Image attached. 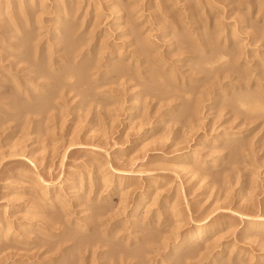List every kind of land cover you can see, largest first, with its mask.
I'll return each instance as SVG.
<instances>
[{
    "label": "rangeland",
    "instance_id": "rangeland-1",
    "mask_svg": "<svg viewBox=\"0 0 264 264\" xmlns=\"http://www.w3.org/2000/svg\"><path fill=\"white\" fill-rule=\"evenodd\" d=\"M23 1L25 0H0V4L9 2L11 8L6 10V13L10 10L16 13L19 7L25 8ZM41 1L36 0V6L37 3L46 6L45 11H41L38 6L39 8L37 7L30 15L31 18L28 17L30 25L26 26V22H23L22 24L25 25L21 28L11 29L7 22L3 26L0 23V78L2 77L0 84L1 82L3 84L0 85V217L4 225L10 229L7 233L15 239L7 241L4 239L7 231L5 227L2 238L0 237V247L11 245L6 252L19 254L12 263L262 264L264 233H250L248 222L249 219H260V216L264 218L262 216L264 215V120L261 117L262 119L260 118L255 124L247 125V128L242 124V127L238 125V119L232 120L234 115L230 114L232 110H237V106L235 104L233 106L231 102L236 94L232 89L240 85L238 82L242 79L231 77V81L234 79L232 83L228 81L229 78L222 80L223 77L231 74L227 72L232 68L229 63H224L223 66H220V63L214 64L212 70L202 65H205L204 60H209L216 53L224 51L222 42L227 38L228 43L237 41V44H241L242 49L244 48L243 52L245 51L246 56L248 54L249 69L251 72L254 69L252 77L251 75L248 77V79L251 77L250 82L257 77H260V80L264 77V0H58V4L66 1L73 4L72 16L69 13L67 19L59 21V24H56L58 21L54 19V8L57 4L55 0ZM119 9L125 11L120 20L116 21V12ZM19 19L27 20L22 16ZM64 23L75 24V33L70 35L75 43L71 38L69 39L72 45H78L81 41L83 44L88 41L91 45L97 42L88 57L93 60L101 59L99 60L101 71L104 70L106 56L111 50L116 55L120 54L117 58L120 57L121 65L124 62L122 67L126 68V77L110 83L109 81L113 80L111 68H108V71H111L103 78L96 73L95 75L90 73L92 76L84 73L82 77L85 75L83 79L86 84L83 82L84 86L80 84L79 87L77 84V87L80 88L81 93L83 90L85 93L89 92L88 96L87 94L82 96L76 92L77 90L74 92L61 90V87L55 88V83L53 84L55 80L51 82L52 78L51 80L38 78L37 84L35 81L24 82V78L34 77L33 70H39L34 66L37 65L38 58L40 61L42 59L44 64L41 65V61L37 67L44 66L48 74L53 68L58 70L63 67L64 70L59 69L57 73V75L60 73V76L64 71L66 72L63 75L72 69V64L68 65V68L60 60L62 56L66 57V49H68V40L64 38L66 30ZM5 29L10 32L6 34ZM26 31L30 34L32 32L31 49L21 45L19 33L27 34ZM184 35H187L186 37L193 43L197 41L200 45H205L203 54L198 52L195 54L192 51L194 55L189 51L186 52L181 42V37L184 38ZM147 41L149 45L155 46L147 47ZM148 48H153L154 53L157 54L154 56L152 55L154 53L149 54ZM142 49L146 55L143 54L144 52L141 53ZM18 50L28 53L24 54L28 57V61L17 54ZM209 54L212 55L211 58L207 56ZM149 56H157L161 62L166 60L167 64L160 67V70L161 68L163 70L158 71L162 72L165 78L167 77L165 80L173 90L170 94L177 97L171 103L175 104L169 113L172 115L166 116L165 119L162 115L166 114L167 107L163 105L168 100L165 101L160 93L164 85L157 84L159 81L150 71L155 70V66L149 63ZM89 58L86 56L84 59L88 61ZM117 58L113 64L119 61ZM79 60L78 58L77 61ZM77 66L74 68L82 69V65ZM199 66L201 70L197 69ZM219 67L222 69L219 70ZM237 67L239 66L234 65L233 70L235 71ZM45 69L42 67V70ZM172 75L176 80L174 78L170 80ZM12 76H15V79ZM153 77L156 78L154 82ZM96 78H100L102 84L107 81L108 83L100 87L102 84L99 85ZM12 79L22 81L20 92L27 90L28 95L32 94L35 99H38L42 92L45 95H41L39 99L50 97L52 106L50 103L51 108L46 111L48 113L27 112V108L31 105L25 102L15 104L14 107L5 106L10 92L14 91V95L17 94ZM92 79H95L94 84L91 82ZM6 80L11 81L12 84L7 83ZM87 81L88 84L92 83L88 91ZM260 82L264 85V79ZM244 83L245 81L242 80L241 85ZM220 86L229 87L227 92L225 91L227 97H222L221 101L216 99V92ZM253 87L250 90L256 92ZM212 88L215 93L211 91L210 95L208 92ZM262 89L264 90L263 87L256 90L262 91ZM189 90H192L189 103L196 101L199 115L196 114L192 120L182 121L178 118L188 100V97L184 98V94ZM135 94H138L137 98L133 97ZM19 97L17 98L16 95L15 99L22 101V97ZM2 98L7 101H3ZM134 99L140 100L137 104L140 108L131 111ZM228 110L231 112L229 113ZM157 122H159L158 126L155 127ZM217 137V144H213V139ZM130 146H134V149L129 150ZM188 155L192 156V160L184 163ZM115 171L122 172L121 181H118L116 175L118 176L119 173ZM39 177L41 183L55 182L49 187L50 192L46 196L41 194L44 189L42 191L40 185L36 184L35 178ZM99 177H104L105 181L101 183ZM80 180L83 188L77 191L71 189ZM154 180L157 185H154ZM118 183L121 187L117 188L115 185ZM149 185L152 187L151 192L154 193L147 202L148 207L143 209L139 217H134L132 220L129 214L135 207L137 198ZM122 189L125 192L123 194ZM54 195L60 196V201L51 205L49 201L42 200L46 197L53 199ZM151 205L155 206L151 207ZM172 205L175 206V214L178 211V214H181L177 216L178 220L175 214L173 217V213L168 217L164 216L165 208ZM98 206L107 207L103 211L104 214L103 212L99 214L101 207L97 210ZM57 214L62 218L61 223L59 221L56 224L54 216ZM186 215L188 218L185 217ZM168 218L171 221L167 223L164 219L168 220ZM131 220L135 224L131 223ZM177 221L180 226L184 225L182 229L212 221H218L220 228L215 235H212L213 238L206 237L199 245L190 246L172 255L169 245L160 246L159 243L164 237L169 236ZM168 225L171 228L167 227ZM133 237H138V240L132 241ZM153 238H158V241L150 245L152 249L149 247L148 250H140V257L133 253L143 248L142 242ZM218 245L222 248L219 253L216 249ZM3 257L0 255V264H4Z\"/></svg>",
    "mask_w": 264,
    "mask_h": 264
},
{
    "label": "bare ground",
    "instance_id": "bare-ground-1",
    "mask_svg": "<svg viewBox=\"0 0 264 264\" xmlns=\"http://www.w3.org/2000/svg\"><path fill=\"white\" fill-rule=\"evenodd\" d=\"M8 1H11V0H8ZM43 1V0H42ZM41 1V2H42ZM57 1L58 0H55V3H57ZM247 1V0H246ZM259 1V0H258ZM61 2V1H60ZM69 2V1H68ZM67 1L66 2H64V3H60V4H56L55 5V8H54V15H55V17H54V19L56 20V21H58V23L56 22V24H59V21L61 22V21H64V19H67L66 17H68L67 15H69V13L71 14L70 16H72V12H71V9L73 8V4H72V2L70 3H68ZM249 2V1H248ZM40 4V3H39ZM38 3H37V5L40 7H38V6H36V0H25V1H23V5H25L24 7L25 8H21V7H19L18 8V11L16 10V9H14V10H16L17 12L15 13V11H9V12H7L6 13V10H9V8H11V7H9V2H5L4 4H0V23L2 24V26L5 24V22H7V24L8 25H10V26H8V27H10L11 29H16L17 27L18 28H21V26H24L25 24H26V26L27 25H30V22H29V18H31V16L30 15H32L34 12H35V10L37 9V7L41 10V11H45V7L46 6H44V5H39ZM247 4V3H246ZM249 4V3H248ZM261 4V3H260ZM33 5V6H32ZM96 5V4H95ZM10 6H12V5H10ZM33 8H32V7ZM87 6H89V5H87ZM113 6V5H112ZM136 6H137V4H136ZM13 7V6H12ZM29 7H31L30 9H28ZM78 7H80V6H78ZM130 7V6H129ZM139 7H141V6H139ZM77 8V7H76ZM111 8V7H110ZM113 8H115V7H113ZM112 8V9H113ZM119 8V7H118ZM259 8H261V7H259ZM147 9V8H146ZM149 9V8H148ZM77 10V9H76ZM114 10V9H113ZM116 10V9H115ZM129 10V9H128ZM142 10V9H141ZM262 10V9H261ZM81 11V10H80ZM79 11V12H80ZM98 11V10H97ZM125 11V10H124ZM124 11H122V10H117V12H116V17H115V19H116V21H119L120 20V18L123 16V12ZM135 12V11H134ZM43 13V12H42ZM135 13H137V12H135ZM135 13H133V14H135ZM140 13V12H139ZM142 13V12H141ZM158 13V12H157ZM165 13V12H164ZM19 14H21L20 16H22V18H24V19H27L26 21H24L23 19L22 20H20L19 19V17L20 16H18ZM94 14V13H93ZM97 14V13H96ZM98 15V14H97ZM156 15V14H155ZM135 16V15H134ZM134 16H132V17H134ZM139 16V15H138ZM29 17V18H28ZM33 17V16H32ZM155 17V16H154ZM161 17V16H160ZM71 18V17H70ZM73 18V17H72ZM95 18V17H94ZM126 18V17H125ZM124 18V19H125ZM155 18H157V16L155 17ZM156 20V19H155ZM66 21H68V20H66ZM69 21H70V19H69ZM74 21V20H73ZM136 21V20H135ZM25 23L24 25L22 24V23ZM52 22V21H51ZM54 22V23H55ZM96 22V21H95ZM70 23V22H69ZM135 23V22H134ZM6 24V25H7ZM77 24V23H76ZM93 24V23H92ZM64 27H65V40L67 41L68 40V42H67V44H68V49H66L67 50V53L65 54V58H64V56H62V58H63V60H62V58L60 59L62 62H63V64H64V66L66 67H68L69 68V66L68 65H71V66H73L72 67V69H69V71H67L68 73H66L65 75H63L64 74V72H66V71H64L63 72V74H62V76H60L61 74L59 73V75H57V73L60 71L59 69H61V68H58V70L57 69H54L53 67V73L51 74H48L49 72L45 69V67L44 66H42L44 69H45V71L44 70H42V67L41 66H38L37 67V65H40L39 63L42 61V59H41V61H40V59L38 58V60L36 61V64L37 65H35L34 64V66H36V69L37 68H39V70H33V74H34V77H30V78H24L23 80H24V82H34L35 81V83L37 84V82H38V78L39 79H48V78H50V80H51V78H52V80H51V82L53 81V80H55V82H53V84L55 83V88H62L61 90H64V89H67V90H69V91H74L75 92V90H77L76 92L78 93L79 92V94H82V96L83 95H85L86 96V94H87V96H88V94H89V92H87V93H85L84 91L85 90H83V93H81L80 92V84H83V86L86 84L85 83V79H83L84 77H85V75L82 77V74H84V73H91V74H94L95 75V73L96 74H99L100 75V78H103V76H105V75H107L108 73H110V71L111 70H109L108 71V68H111L112 69V75H113V77H112V81H109L110 83H112V82H117L118 80H120V79H122L123 77H126V68H123L122 67V65L124 64V62H123V64L121 65L120 63H122L119 59H120V57H119V59L117 58L118 56H120V54L119 55H116V53L114 52V51H112L111 50V52L110 53H108L107 54V59H106V61H105V64H104V70L103 71H101L102 69H101V67L99 66V60H101V59H97V60H93L92 58H89L88 56H89V54H90V52L92 51V48H93V45H97L96 43L97 42H95V43H93L92 45L87 41H85L86 42V44L87 43H89V45H86V44H83V42L81 41L78 45H72V42L70 41L69 42V39L71 38L70 37V35L73 33H75L74 32V25L75 24H68V23H64ZM96 25V24H95ZM94 25V26H95ZM92 26V25H91ZM1 27V26H0ZM7 27V28H8ZM28 27H30V26H28ZM31 27H32V25H31ZM63 27V28H64ZM139 27V26H138ZM5 28V27H4ZM9 28V29H10ZM58 28V27H57ZM10 29V30H11ZM29 29V28H28ZM6 30V29H5ZM27 30V29H26ZM130 30V29H129ZM62 31V30H61ZM219 31V30H218ZM4 32H6V34L8 33V32H10V31H8L7 32V30L6 31H4ZM27 32V34H23V33H19V35H20V38H21V45H23V47L25 46L26 48L27 47H29L30 48V46H31V41H33L32 40V36H31V34H32V32H31V34L29 33L30 32V30H29V32L28 31H26ZM26 32H24V33H26ZM141 32V31H140ZM223 32V31H222ZM17 32H15V34H16ZM126 33V32H125ZM187 33V32H186ZM4 34V33H3ZM63 34V33H62ZM223 34V33H222ZM57 35V34H56ZM76 35V34H75ZM220 35H221V33H220ZM220 35H219V37H220ZM258 35V34H257ZM9 36H11V35H9ZM73 36V35H72ZM187 35H184V38L183 37H181L182 38V40H181V42H183V44L182 45H184V47H185V50H186V52H188L189 51V53H192V54H194L193 52H195V54H196V52H198V54H203V46H205V45H200V43H198L197 41H194V43L188 38V37H186ZM191 36V35H190ZM260 36V35H259ZM12 37V36H11ZM212 37V36H211ZM225 37V36H224ZM230 37H231V35H230ZM234 37V36H233ZM8 38V37H7ZM55 38V37H54ZM94 38V37H93ZM98 38V37H97ZM190 38H192V37H190ZM194 38V37H193ZM10 39V38H9ZM8 39V40H9ZM62 39V38H61ZM90 39V38H89ZM146 39V38H145ZM211 39V38H210ZM217 39V38H216ZM252 39V38H251ZM256 39V38H255ZM63 40V39H62ZM71 40L72 41H74L72 38H71ZM142 40V39H141ZM170 40V39H169ZM196 40V39H195ZM224 40V39H223ZM79 41V40H78ZM91 41V40H90ZM149 41V40H148ZM147 41V42H148ZM172 41V40H171ZM200 41H202L201 39H200ZM216 41V40H215ZM257 41V40H256ZM259 41V40H258ZM5 43H6V41H4ZM102 42H103V40H102ZM196 42V43H195ZM213 42V41H212ZM224 42V43H223ZM222 42V46H223V49H224V51L223 52H218V54L216 53L212 58L210 57V56H212V55H207V56H209L211 59H209V60H207L206 59V61L202 58V60H204V62H205V65L203 64L202 66H206V68L208 67L209 68V70H212V67H213V65L214 64H217V63H220L219 65L221 66H223V64L224 63H229L230 65L229 66H231L232 68H229V70L227 71V72H230L231 74H229L228 76H225V77H221L222 78V80H225V79H228V81L230 80H232L231 79V77H233L234 78V76H235V78L234 79H242V80H244L245 81V83L243 84V85H241V82H242V80H241V82L239 81L238 82V84L240 83V85H236V86H234L233 87V92L234 93H236V94H234L235 95V97L233 98V101H231L232 102V105L234 106V104L237 106V110H232V112L231 111H229V113L231 112V114L230 115H234V118L232 119V120H239V124L238 125H240L241 127H242V125H244L245 126V128H247V125H250V124H252V123H254L255 124V122H257L261 117L263 118V120H264V90L262 89V91H258V90H256L257 88L259 89V88H261V87H263L264 88V85L260 82L262 79H264V77H262V79L260 80V77H257V79L256 80H253L252 82H250V78L252 77V72L254 71V69H252V72H251V70L249 69L250 67L248 66L249 65V63L247 62V56H248V54H247V56H246V54L243 52V49H242V47H241V44H237L238 42L237 41H234V43L232 42V44L231 43H228V40H227V38H226V40H224ZM71 43V44H70ZM74 43H75V41H74ZM209 43V42H208ZM211 43V42H210ZM242 43V42H241ZM256 43V42H255ZM258 43V42H257ZM256 43V44H257ZM105 44V43H104ZM144 44V43H143ZM147 44V43H146ZM151 44V43H150ZM175 44V43H174ZM173 44V45H174ZM180 44V43H179ZM219 44V43H218ZM253 44H254V42H253ZM252 44V45H253ZM264 44V43H263ZM21 45H19V46H21ZM69 45H70V47H69ZM102 45V44H101ZM154 44H152V46H153ZM172 45V44H171ZM213 45V44H212ZM215 45V44H214ZM248 45V44H247ZM262 45V44H261ZM36 46V45H35ZM143 46V45H142ZM152 47L151 45H149V42H148V45H147V47ZM155 46V45H154ZM243 46V45H242ZM250 46V45H249ZM254 46V45H253ZM257 46V45H256ZM264 46V45H263ZM262 46V47H263ZM15 47V46H14ZM66 47V48H67ZM99 47H100V45H99ZM146 47V46H145ZM157 47V46H156ZM182 47V46H181ZM207 47V46H206ZM209 47V46H208ZM221 47V46H220ZM2 48V47H1ZM22 48V47H21ZM20 48V49H21ZM34 48H36V47H34ZM101 48V47H100ZM158 48V47H157ZM170 48V47H169ZM259 48H261V47H259ZM28 49V48H27ZM31 49V48H30ZM29 49V50H30ZM102 49V48H101ZM112 49H114V48H112ZM141 49V48H140ZM145 49V51H146V53H148L147 52V50H146V48H144ZM148 49H150V48H148ZM152 49V50H151ZM150 50H148L150 53L149 54H151V53H154V49L153 48H151ZM257 49V48H256ZM2 50H4V49H2ZM94 50V49H93ZM109 50V49H108ZM115 50V49H114ZM133 50H135V49H133ZM132 50V51H133ZM156 50V49H155ZM10 51V50H9ZM26 51V50H25ZM99 51H100V49H99ZM131 51V52H132ZM138 51V50H137ZM145 51H143V49L141 50V53L142 52H144L143 54H145ZM191 51V52H190ZM193 51V52H192ZM220 51V50H219ZM222 51V50H221ZM247 51V50H246ZM1 52V51H0ZM17 52V54L20 56V57H23L24 59H27L28 57L26 56L28 53L27 52H22L21 50H18V51H16ZM15 52V53H16ZM29 52V51H28ZM31 52H33V51H31ZM117 52V51H116ZM174 52V51H173ZM209 52V51H208ZM213 52H215V51H213ZM14 53V52H13ZM21 53V54H20ZM106 53V52H105ZM139 53H140V50H139ZM159 53V52H158ZM168 53V52H167ZM249 53V52H248ZM251 53H253V52H251ZM256 53V52H255ZM4 54V53H3ZM24 54H26L25 56H24ZM122 54V53H121ZM138 54V53H137ZM155 54H157V52L156 53H154V54H152L153 56L155 55ZM166 54V53H165ZM169 54V53H168ZM188 54V53H187ZM194 54V55H195ZM260 54V53H259ZM10 55V54H9ZM17 55V56H18ZM94 55V54H93ZM116 55V56H115ZM146 55V54H145ZM164 55V54H163ZM6 56H7V54H6ZM34 56V55H33ZM32 56V57H33ZM83 56V57H82ZM87 56V58H89V60L87 61V60H85L84 58ZM115 56V57H114ZM159 56H160V54H159ZM158 56V57H159ZM206 56V57H207ZM30 57V56H29ZM93 57V56H92ZM137 57V56H136ZM163 57V56H162ZM198 57V56H197ZM260 57V56H259ZM19 58V57H18ZM23 58H21V59H23ZM78 58L80 59L79 61H77L78 60ZM118 59L117 61L118 62H116L115 64H113V61L115 60V59ZM139 58V57H138ZM149 60H150V62L149 63H151V65L153 64L154 66H155V70H150L151 72H152V74L157 78V81H159V82H157V84L158 83H160L162 86L164 85V88L161 90V96H162V98H164V100L165 101H167V102H165L164 100H163V102H165L166 104L165 105H163L164 107L166 106L167 108V110L165 109V111H166V114L165 115H162L163 117H164V119H165V117L167 116L168 117V115H169V113L172 111V109L174 108V105L173 104H171V103H173L172 101H175V99H177V97L175 98V96H173V94L171 95L170 93H171V91H173V90H171L172 88L169 86V84H167L168 82H166L167 80H165V79H167V77L165 78L163 75V73L162 72H159V71H161V70H163L162 68H161V70H160V67H162L163 65L165 66V59H164V62L162 61H160V58H158L157 59V56L156 57H151V56H149ZM164 58V57H163ZM253 58V57H252ZM8 59H9V57H8ZM92 59V60H91ZM171 59V58H170ZM250 59V58H249ZM1 60H2V58H1ZM32 60V59H31ZM162 60V59H161ZM191 60V59H190ZM194 60V59H193ZM201 60V59H200ZM202 60H201V62H202ZM211 60V61H210ZM228 60H229V62H228ZM257 60V59H256ZM9 61V60H8ZM27 61H28V59H27ZM103 61V60H102ZM142 61V60H141ZM207 61H209V62H207ZM50 62H51V60H50ZM57 62H59V61H57ZM137 62V61H136ZM143 62V61H142ZM204 62H202V63H204ZM256 62V61H255ZM261 62H262V60H261ZM264 62V61H263ZM53 63V62H52ZM101 63V62H100ZM145 63V62H144ZM172 63V62H171ZM222 63V64H221ZM256 63H258V62H256ZM42 64H44V62L42 61V63H41V65ZM54 64V63H53ZM167 64V63H166ZM255 64V63H254ZM30 65V64H29ZM77 65H82V69L80 68V69H78L79 67H81V66H77ZM114 65V66H113ZM127 65V64H126ZM152 65V66H153ZM239 66V67H237V69L234 71L233 70V66ZM63 66V65H62ZM71 66H70V68H71ZM74 66L76 67H78V68H74ZM147 66V65H146ZM163 66V67H164ZM167 66V65H166ZM256 66H257V64H256ZM259 66V65H258ZM260 66H262V65H260ZM259 66V67H260ZM13 67V66H12ZM41 67V68H40ZM135 67V66H134ZM158 69H157V68ZM197 67H198V65H197ZM201 66H199V68H197V69H202V68H200ZM215 67V66H214ZM226 67H228V66H226ZM32 68V67H31ZM49 68V67H48ZM153 68V67H152ZM171 68H173V67H171ZM170 68V69H171ZM175 68V67H174ZM196 68V67H195ZM221 67H219V70H221L220 69ZM66 69V68H65ZM137 69V68H136ZM149 69V68H148ZM151 69V68H150ZM157 69V70H156ZM214 69V68H213ZM225 68H223V70H224ZM62 70H64L63 69V67H62V69H61V71ZM159 70V71H158ZM173 70V69H172ZM204 70V69H203ZM232 70L234 71V73L232 72ZM239 70H241V71H243V72H241V71H239ZM255 70H256V68H255ZM9 71H10V69H9ZM47 71V72H46ZM142 71V70H141ZM169 71V70H168ZM214 71V70H213ZM213 71H211V73L213 72ZM216 71V70H215ZM225 71V70H224ZM11 72V71H10ZM128 72V71H127ZM164 72V71H163ZM171 72V71H170ZM169 72V73H170ZM55 73V74H54ZM62 73V72H61ZM161 73V74H160ZM167 73V72H166ZM175 73V72H174ZM263 73V72H262ZM90 74V75H91ZM136 74V73H135ZM151 74V73H150ZM151 74V75H152ZM226 74V73H225ZM10 75H13V74H10ZM9 75V76H10ZM145 75V74H144ZM214 75V74H213ZM216 75V74H215ZM251 75V77L248 79V77ZM260 75V74H259ZM264 75V74H263ZM86 76H88V75H86ZM92 76V75H91ZM136 76H137V74H136ZM171 76V74H169V76L168 77H170ZM7 77V76H6ZM12 77H14L13 79H15V76H12ZM12 77H10V78H12ZM129 77V76H128ZM130 77H132V75L130 76ZM129 77V78H130ZM155 77H153V82L154 81H156V78ZM216 77V76H215ZM2 78V77H1ZM1 78H0V80H1ZM100 78H96V82L98 83L99 82V85H100V83L102 84V81H100ZM137 78V77H136ZM172 78H174L173 77V75H172V77L170 78V80L172 79ZM5 79V78H4ZM12 79V80H13ZM20 79V78H19ZM128 78H126V80H127ZM139 79V78H138ZM140 79H142V78H140ZM175 79V78H174ZM234 79H233V81H234ZM239 79V80H240ZM10 80V79H9ZM9 80L7 81V83H11V81L9 82ZM17 80V79H16ZM95 80V79H94ZM93 79H92V81L91 82H93L94 81ZM169 80V79H168ZM176 80V79H175ZM215 80V79H214ZM222 80L220 79V81L222 82ZM2 81V80H1ZM37 81V82H36ZM74 81V82H73ZM106 81V80H105ZM130 81V83H131V80H129ZM142 81V80H141ZM173 81V80H172ZM195 81V80H194ZM219 81V82H220ZM233 81H231V83L233 82ZM85 84H84V83ZM88 82L89 81H87V85H86V90L88 91V87L90 86V84H92V83H89L88 84ZM127 82V81H126ZM125 82V83H126ZM144 82V81H143ZM166 82V83H165ZM170 82V81H169ZM220 82V83H221ZM235 82H237V81H235ZM251 84H250V83ZM20 83L22 84V81H14L13 80V84H14V86L13 87H15L14 89H15V91H16V95H17V98L19 97L18 95H21L20 97H22V99L24 100H22V101H19V99L18 100H16L15 99V96L16 95H14V91H12V92H10V94L7 96V100L6 99H3L4 97H5V95H3L4 97L2 98V100L4 101H7V103H5V104H7V105H5V106H9V105H13L12 107H14V106H16V105H18L19 103H22V102H25V103H30V105H28V106H30L29 108H27V112H30V113H34V114H41V113H43V114H45V113H48V112H46V111H48V109L49 108H51L50 107V97H47V96H45V97H47L46 99L45 98H43L42 100L41 99H39L40 98V96L41 95H45V94H43V92H42V94L40 95V96H38V99L36 98H33L31 95H28V93L26 92V91H22V92H20ZM106 83H108V81L107 82H103V84L100 86V87H103L104 86V84H106ZM128 83V82H127ZM139 83H141V82H139ZM182 83V82H181ZM1 84H2V82H1ZM0 84V85H1ZM12 84V83H11ZM49 84V83H48ZM77 84H79V87H77L78 85ZM93 84H94V82H93ZM115 84V83H114ZM155 84V83H154ZM3 85V84H2ZM5 85V84H4ZM24 85H25V83H24ZM43 85V84H42ZM132 85V84H131ZM234 85V84H233ZM51 86V85H50ZM82 86V87H83ZM108 86V85H107ZM116 86V85H115ZM181 86V85H180ZM187 86V85H186ZM191 86V85H190ZM194 86V85H193ZM214 86V85H213ZM254 86V87H253ZM25 87V86H24ZM38 87H39V85H38ZM53 87H54V85H53ZM92 87V86H91ZM93 87H94V85H93ZM106 87V86H105ZM252 87H253V89L255 88V91L256 92H254V90L253 91H251L250 89H252ZM78 88H79V91H78ZM97 88V87H96ZM98 88H99V86H98ZM112 88V87H111ZM185 88H187V87H185ZM227 88H229V87H221L220 86V88L217 90L218 92H216V95H217V100H220L221 101V99H222V97H227L226 96V92H227ZM10 89V88H9ZM16 89H18V90H16ZM161 89V88H160ZM190 89V88H189ZM248 89V90H247ZM13 90V89H12ZM29 90V89H28ZM59 90V89H58ZM92 90H94V89H92ZM178 90V89H177ZM195 90V89H194ZM261 90V89H260ZM33 91V90H32ZM36 92L38 91V90H35ZM42 91V90H41ZM53 91V90H52ZM90 91V90H89ZM155 91V90H154ZM182 91H184V89L182 90ZM199 91H201V90H199ZM208 91V90H207ZM209 91L210 92H208L210 95H211V93L214 91L213 90V88L212 89H209ZM212 91V92H211ZM226 91V92H225ZM228 91H229V89H228ZM231 91V90H230ZM252 93H251V92ZM34 92V91H33ZM135 92V91H134ZM186 92V91H185ZM185 92H182V93H185ZM194 92V91H193ZM254 92V93H253ZM159 93V92H158ZM214 93H215V91H214ZM40 94V93H39ZM58 94V93H57ZM206 94V93H205ZM232 94V93H231ZM48 95V94H47ZM132 95V94H131ZM148 95V94H147ZM157 95V94H156ZM180 95V94H179ZM192 95V90L190 91L189 90V92H187L186 94H184V98H185V96L186 97H188L187 99V102H186V104L184 105V108H182L183 110L181 111V113L179 114V118L178 119H180V120H182V121H188V120H192L193 118H195L196 117V114H197V112H198V109H199V107L197 106V103H196V101H195V103H193L192 102V98H190V102H192V103H189V97ZM194 95V94H193ZM198 95V94H197ZM34 96V95H33ZM81 96V95H80ZM81 96V97H82ZM137 96H138V94H135L133 97H136L137 98ZM19 97V98H20ZM34 97H36V95L34 96ZM42 97H44V96H42ZM52 97V96H51ZM57 97H58V95H57ZM89 97H90V95H89ZM132 97V98H133ZM192 97V96H191ZM211 97V96H210ZM228 97H229V95H228ZM52 98H55V97H52ZM84 98V97H83ZM135 98V99H136ZM159 98V97H158ZM134 99V100H135ZM231 99V98H230ZM0 100H1V96H0ZM56 100V99H55ZM133 100V101H134ZM139 100V99H138ZM138 100H135V102H134V104H133V108H132V110L131 111H134V109H136V108H140L137 104H138ZM157 100V99H156ZM160 100H162L161 98H160ZM140 101V100H139ZM106 103V102H105ZM201 103H202V101H201ZM220 103H222V102H220ZM227 103H229V102H227ZM16 104V105H15ZM81 104V103H80ZM159 104V103H158ZM198 104H200V103H198ZM223 104V103H222ZM4 105V104H3ZM108 105V104H107ZM230 105V104H229ZM51 106H52V103H51ZM144 106V105H143ZM162 106V105H161ZM160 106V107H161ZM9 107H11V106H9ZM8 107V108H9ZM54 107H52V109H53ZM147 108V107H146ZM161 108H163V107H161ZM230 109H233V108H230ZM144 110V109H143ZM160 110V109H159ZM158 111V110H157ZM164 111V110H163ZM201 112V111H200ZM138 113H140V112H138ZM154 113H155V111H154ZM162 113V112H161ZM168 113V114H167ZM28 114V113H27ZM42 114V115H43ZM146 114V112L144 113V115ZM164 114V113H163ZM154 115H156V113L154 114ZM172 114H170L169 116H171ZM178 115V114H177ZM197 115H199V114H197ZM34 116V115H33ZM142 116V115H141ZM37 117V116H36ZM150 117V116H149ZM154 117V116H153ZM230 117V116H229ZM233 117V116H232ZM145 118V117H144ZM144 118H143V120H144ZM147 118V117H146ZM145 118V119H146ZM155 118V117H154ZM162 118V117H161ZM171 118V117H170ZM261 118V119H262ZM159 119V120H158ZM158 121H160L161 119L158 117ZM163 119V120H164ZM231 119H230V121H231ZM32 120V119H31ZM35 120V119H34ZM175 120V119H174ZM37 121H40V120H37ZM141 121V120H140ZM148 121V120H147ZM177 121V120H176ZM149 122V121H148ZM178 122V121H177ZM193 122V121H192ZM235 122V121H234ZM40 123V122H39ZM147 123V122H146ZM158 123L159 122H157L156 123V125H155V127H157L158 126ZM242 124V125H241ZM262 124H263V122H262ZM35 125H36V121H35ZM31 126V125H30ZM259 126V125H258ZM257 126V127H258ZM252 127V126H251ZM262 127V126H261ZM264 127V126H263ZM255 129V128H254ZM256 130V129H255ZM264 131V130H263ZM38 132V131H37ZM242 131H240V134H242L241 133ZM253 132V131H252ZM34 134V133H33ZM239 134V133H238ZM239 134V135H240ZM34 135H36V134H34ZM231 135V134H230ZM234 135V134H233ZM243 136H244V133H243ZM230 139V138H229ZM213 141L214 142H212L213 144H217V141H218V137L217 138H214L213 139ZM206 146V145H205ZM134 146H130L128 149L129 150H133L134 148H133ZM136 149V148H135ZM202 149V148H201ZM195 155V154H194ZM193 155V156H194ZM197 158V157H196ZM192 160V156H190V155H188L185 159H184V163H187V162H189V161H191ZM195 161V160H194ZM182 162V161H181ZM196 162V161H195ZM201 163V162H200ZM191 164V163H190ZM184 165V164H183ZM186 165V164H185ZM198 165H199V163H198ZM201 165V164H200ZM209 165V164H208ZM207 165V166H208ZM103 172V171H102ZM101 172V173H102ZM105 172V171H104ZM115 172H117V173H119L118 174V176L116 175V177H117V179H118V181H121L122 180V177H123V175H122V172L121 171H115ZM68 175V174H67ZM66 175V176H67ZM70 175V174H69ZM107 175V174H106ZM105 175V176H106ZM192 175H194V174H192ZM104 176V177H105ZM201 176V175H200ZM70 176H68V178H69ZM104 177L103 178H100L101 179V183H103L105 180H104ZM36 179V184H38V185H40V187H41V189H42V191H43V189H44V191L43 192H41V194H43L44 196H46V195H48V193L50 192L49 190V187L51 186V185H53V183H55V182H53V181H48V182H45V183H41V178L39 177V178H35ZM203 179V178H202ZM157 180V179H156ZM60 181V180H59ZM67 181V180H66ZM83 182V181H82ZM98 182V181H97ZM151 182H152V180H151ZM154 185H157V182H155V180H154ZM153 184V183H152ZM97 185H98V183H97ZM100 185V184H99ZM151 185V184H150ZM148 186V188H147V190L142 194V195H140V197H138L137 198V200H136V202H135V207L134 208H132V210H131V212H130V214H129V217L133 220V218L134 217H139V215L140 214H142V211H143V209L145 208V207H148L147 206V202L151 199V197H152V195H153V193L154 192H151V189H152V187L151 186ZM107 186V185H106ZM120 186V184L118 183V184H116L115 185V187H119ZM153 186V185H152ZM82 187V184H81V180L79 181V182H77L75 185H73L72 187H71V189H73L74 191L76 190H79L80 188ZM121 187V186H120ZM154 187V186H153ZM83 188V187H82ZM102 189V188H101ZM123 190V189H122ZM129 190H130V188H129ZM90 191V190H89ZM125 191H127V190H125ZM59 192V191H58ZM92 192V191H91ZM179 192V191H178ZM120 193V192H119ZM123 193H125L124 192V190H123V192H122V194ZM127 193V192H126ZM121 194V195H122ZM126 195V194H125ZM128 195H129V193H128ZM55 196V195H54ZM124 196V195H123ZM125 197V196H124ZM123 197V198H124ZM177 198H178V196H176ZM44 198V197H43ZM53 198V197H52ZM88 199V198H87ZM92 199V198H91ZM127 199V198H126ZM44 202H47V201H49V204L51 203V205H52V203H54V202H57V201H60V196H55L53 199H51V198H48V197H46V198H44V199H42ZM41 200V201H42ZM89 200V199H88ZM87 200V201H88ZM108 200V199H107ZM121 201H122V199H120ZM125 200V199H124ZM85 201H86V198H85ZM97 201V200H96ZM155 201H156V199H155ZM178 201V200H177ZM104 202V201H103ZM107 202H109V201H107ZM175 202V201H174ZM174 202H172V203H174ZM61 203V202H60ZM95 203V202H94ZM156 203H157V201H156ZM176 203V202H175ZM58 205H59V203H57ZM125 204H127L126 202H125ZM125 204H124V206H125ZM154 204H155V202H154ZM40 205V204H39ZM61 205V204H60ZM64 205H66V204H64ZM149 205V204H148ZM48 206V205H47ZM53 206H55V205H53ZM153 205H151V207H152ZM155 206V205H154ZM153 206V207H154ZM63 206H61V208H62ZM101 207V208H100ZM105 207V208H104ZM104 207H102V206H98L97 207V210H98V208H100L99 209V214H102V212L103 211H105V209L107 208L106 206H104ZM126 207V206H125ZM125 207H123V208H125ZM64 208H65V206H64ZM96 208V207H95ZM122 208V207H121ZM53 209V208H52ZM113 209V208H112ZM162 209V208H161ZM160 209V210H161ZM175 206L174 205H172L171 207H166L165 208V215L164 216H170V213H173V217H174V214L176 213L175 212ZM178 209V208H177ZM181 209V208H180ZM58 210V209H57ZM126 210V209H125ZM147 210V209H146ZM158 210V209H157ZM159 210V211H160ZM163 210V209H162ZM252 210V209H251ZM61 211V210H60ZM64 211V210H63ZM86 211V210H85ZM147 211H149V210H147ZM57 212V211H56ZM67 212V211H66ZM88 212V211H87ZM95 212V211H94ZM146 212V211H145ZM164 212V211H163ZM180 212H181V210H180ZM48 213V212H47ZM58 213V212H57ZM60 213V212H59ZM96 213V212H95ZM119 213V212H118ZM149 213V212H148ZM160 213H162V211L160 212ZM178 213H179V211H178ZM175 214L176 215V219H177V216L178 215H181V214ZM182 213V212H181ZM52 214H53V212H52ZM62 214V213H61ZM103 214H104V212H103ZM124 214V213H123ZM146 214V213H145ZM144 214V215H145ZM154 214V213H153ZM164 214V213H163ZM163 214H161V215H163ZM64 215V214H63ZM62 215V216H63ZM67 215V214H66ZM147 215V214H146ZM157 215V214H156ZM161 215H160V218H161ZM261 215V214H260ZM93 216V215H92ZM97 216H98V214H97ZM96 216V217H97ZM262 216H264L263 214H262ZM52 217V216H51ZM84 217V216H83ZM98 217H100V215L98 216ZM163 217V216H162ZM186 218H188L187 217V215L185 216ZM259 217V216H258ZM62 217H60V215L59 214H57L56 216H54V219H55V222H56V224L60 221V219H61ZM85 218V217H84ZM87 218V217H86ZM85 218V219H86ZM146 218V217H145ZM158 218V217H157ZM156 218V219H157ZM159 218V219H160ZM180 218V217H179ZM2 218L0 217V237L2 236V234H3V232L5 231V225H4V222H3V220H1ZM54 219H52V220H54ZM88 219V218H87ZM96 219V218H95ZM65 220V219H64ZM99 220V219H98ZM98 220H96V222L98 221ZM131 220V221H132ZM143 220V219H142ZM167 223H168V221L170 220L169 218H168V220H166V219H164ZM178 220V219H177ZM184 220V219H183ZM66 221V220H65ZM88 221V220H87ZM136 221V220H135ZM146 221V220H145ZM150 221V220H149ZM171 221V220H170ZM172 221H174V220H172ZM176 221V220H175ZM185 221V220H184ZM49 222V221H48ZM63 222V221H62ZM90 222V221H89ZM100 222V221H99ZM158 222V221H157ZM181 222V221H180ZM218 222V221H217ZM216 221H212V222H209V223H205V224H194L193 226H191L190 228H187V229H182L181 227H184V225L183 226H180V223H179V221H177V223H179V225H177V223H176V225H175V227L171 230L170 228H171V226H167V227H170V228H168V229H170L171 231L169 232V236L168 237H164V239H163V241L162 242H160L159 243V245L160 246H163L164 244L165 245H169V251H170V254H176L177 253V251H182V250H185V249H187V248H190V246H197V245H199L200 243H202V241L206 238V237H210V236H212V235H215L216 234V231H217V229H219L218 228V223H217ZM220 222V221H219ZM50 223V222H49ZM60 223H61V221H60ZM64 223H66V222H64ZM76 223V222H75ZM94 223H95V221L93 222V225H94ZM102 223V222H101ZM131 223H134L135 224V222H131ZM138 223V222H137ZM137 223H136V225H137ZM186 223V222H185ZM51 224V223H50ZM53 224V223H52ZM55 224V223H54ZM98 224V223H97ZM123 224V223H122ZM139 224V223H138ZM165 224V223H164ZM163 224V226H165ZM182 224H183V222H182ZM90 225H92V224H90ZM101 225V224H100ZM142 225V224H141ZM248 231L250 232V233H253V232H255V233H259V234H262V233H264V218L263 217H261L260 216V219H249V222H248ZM50 226V225H49ZM60 226V225H59ZM66 226V225H65ZM70 226V225H69ZM98 226V225H97ZM123 226V225H122ZM145 226V225H144ZM147 226V225H146ZM187 226V225H186ZM51 227H52V225H51ZM56 227V226H55ZM92 227H94V226H92ZM124 227V226H123ZM130 227H131V225H130ZM132 227H133V224H132ZM142 227H143V225H142ZM188 227V226H187ZM134 228H135V226H134ZM6 229H7V231H5L6 233H5V235H4V239L7 241L8 239L9 240H12V239H14L13 238V236L11 235V234H8L7 232L8 231H10V229L9 228H7L6 227ZM141 229V228H140ZM147 229H148V226H147ZM152 229V228H151ZM161 229H163V228H161ZM247 229V228H246ZM126 230H127V228H126ZM133 230V229H132ZM137 230V229H136ZM99 231V230H98ZM135 231V230H134ZM138 231V230H137ZM136 231V232H137ZM150 231V230H149ZM165 231V230H164ZM139 232V231H138ZM141 232V231H140ZM142 233V232H141ZM138 235H139V233H137ZM148 234V233H147ZM168 235V234H167ZM251 235V234H250ZM264 235V234H263ZM2 238V237H1ZM128 238V237H127ZM138 237H136V238H132V241H134L133 239H136V240H138L137 239ZM212 238H213V236H212ZM261 238H262V236H261ZM2 240V239H1ZM15 240V239H14ZM135 240V241H136ZM262 240H263V238H262ZM156 241H158V238H156V239H150V240H147L146 239V241H144V242H142V243H144L143 245H141V246H143V248H140V249H135L136 251L135 252H133V253H135V255L136 256H141V255H139L140 254V250H148L149 249V247H150V245H152V244H154L153 242H156ZM205 241V240H204ZM133 243V242H132ZM135 243H137L138 244V242H135ZM137 244H135V245H137ZM140 244V243H139ZM163 244V245H162ZM50 245V244H49ZM214 245H215V243H214ZM213 245V246H214ZM7 246V245H6ZM141 246H139V247H141ZM53 247H55V246H53ZM138 247V246H137ZM152 247V246H151ZM150 247V248H151ZM215 247V246H214ZM217 247H219V245L217 246ZM216 247V249H217V252L219 253L221 250H222V248H217ZM11 248V245L9 246H7V247H5V246H3V247H0V255H3L4 257V261L2 262V263H4V264H13L12 262V260L13 259H16V257H19V254H16V253H14V252H6L8 249H10ZM14 248V247H13ZM51 248V247H50ZM57 248H58V246H57ZM165 248V247H164ZM19 249V248H18ZM152 249V248H151ZM196 249V248H195ZM53 250V249H52ZM194 250V249H193ZM14 251V250H13ZM132 251V250H131ZM132 253V254H133ZM219 255V254H218ZM138 257V258H139ZM63 259V258H62ZM137 259V258H136ZM262 260V264H264V258H262L261 259ZM17 261V260H16ZM72 263V262H71ZM69 264H70V262H69ZM261 264V263H260Z\"/></svg>",
    "mask_w": 264,
    "mask_h": 264
}]
</instances>
